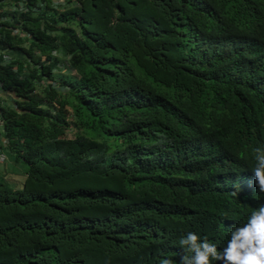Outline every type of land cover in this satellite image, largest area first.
<instances>
[{
    "label": "trees",
    "instance_id": "trees-1",
    "mask_svg": "<svg viewBox=\"0 0 264 264\" xmlns=\"http://www.w3.org/2000/svg\"><path fill=\"white\" fill-rule=\"evenodd\" d=\"M17 1L0 176L26 169L0 179V264H180L188 232L225 247L264 204V0H68L54 19Z\"/></svg>",
    "mask_w": 264,
    "mask_h": 264
},
{
    "label": "clouds",
    "instance_id": "clouds-1",
    "mask_svg": "<svg viewBox=\"0 0 264 264\" xmlns=\"http://www.w3.org/2000/svg\"><path fill=\"white\" fill-rule=\"evenodd\" d=\"M252 172L258 190L264 193V149H255ZM184 255L180 264H264V204L251 212L243 226L233 227L227 245L218 248L207 237L188 232L179 240ZM160 264H175L164 258Z\"/></svg>",
    "mask_w": 264,
    "mask_h": 264
},
{
    "label": "rangeland",
    "instance_id": "rangeland-1",
    "mask_svg": "<svg viewBox=\"0 0 264 264\" xmlns=\"http://www.w3.org/2000/svg\"><path fill=\"white\" fill-rule=\"evenodd\" d=\"M37 3V2H36ZM18 5H19V1H17V3H15V4H13V5H8V6H6L5 7V10H10V12L11 13H13V12H17L16 11V9L18 8ZM70 5V4H69ZM69 5L66 3V5L65 6H63V7H60L59 9H64V8H66L67 6L69 7ZM29 7H31V6H27V8H29ZM14 9H15V11H14ZM58 9V10H59ZM41 10H44V12L43 13H46V16L48 17V18H53L54 19V15H55V11H58V10H54V9H52V8H50V7H46V5H45V7H43ZM41 10L39 11V12H34L35 14H39V13H41ZM42 13V14H43ZM66 25H64V24H56V25H53V29H54V34H60V32H61V27H65ZM54 53V55L55 56H58L59 54L61 55V53L59 52V54L57 55V52H53ZM61 58H62V66L63 65H66V60H65V58H64V56L63 55H61ZM62 72L64 73V74H70V73H68V72H66L65 70H64V66H63V69H62ZM42 95V94H41ZM82 133H84L85 134V132L84 131H82ZM70 136H72V133L70 134ZM6 167V166H5ZM7 167H8V169H10V172H13V174H14V177H8V178H4L3 176H0V179H3V180H5L4 182H6L7 184H9V185H11V186H15V187H17V188H20L21 186H22V184H23V181H24V172H25V169H26V166L24 165V164H22V163H20V164H17V165H14V164H12V162H8L7 163ZM4 168V166H0V170L1 169H3Z\"/></svg>",
    "mask_w": 264,
    "mask_h": 264
},
{
    "label": "built area",
    "instance_id": "built-area-1",
    "mask_svg": "<svg viewBox=\"0 0 264 264\" xmlns=\"http://www.w3.org/2000/svg\"><path fill=\"white\" fill-rule=\"evenodd\" d=\"M36 5L39 8H43L48 6L54 10H58L60 7H63L66 5L68 0H36ZM28 3V0H19V5L16 11L18 13H26L28 12V8L26 7ZM15 11V9H14ZM12 35L20 36L22 38H30L29 34H27L25 31L21 30L20 26H16V28L12 29ZM54 56V53H53ZM11 54L8 51L3 52V59L5 62L10 61ZM44 60V58H42ZM2 89H0V95L2 94ZM6 147H7V140L4 137V132L2 128L1 118H0V166L3 165L7 160V154H6Z\"/></svg>",
    "mask_w": 264,
    "mask_h": 264
},
{
    "label": "crops",
    "instance_id": "crops-1",
    "mask_svg": "<svg viewBox=\"0 0 264 264\" xmlns=\"http://www.w3.org/2000/svg\"><path fill=\"white\" fill-rule=\"evenodd\" d=\"M5 171L6 172H4L2 175L5 179L8 177H14L13 172H10V169H8L7 165H6ZM24 176H25V172H24Z\"/></svg>",
    "mask_w": 264,
    "mask_h": 264
}]
</instances>
